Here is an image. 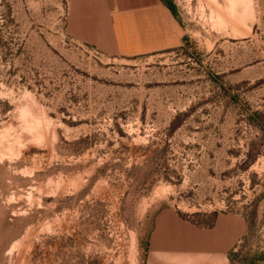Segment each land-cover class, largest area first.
I'll list each match as a JSON object with an SVG mask.
<instances>
[{
	"label": "rangeland",
	"instance_id": "rangeland-1",
	"mask_svg": "<svg viewBox=\"0 0 264 264\" xmlns=\"http://www.w3.org/2000/svg\"><path fill=\"white\" fill-rule=\"evenodd\" d=\"M171 1L183 43L123 57L0 0V264H145L173 220L264 264V0Z\"/></svg>",
	"mask_w": 264,
	"mask_h": 264
},
{
	"label": "crops",
	"instance_id": "crops-1",
	"mask_svg": "<svg viewBox=\"0 0 264 264\" xmlns=\"http://www.w3.org/2000/svg\"><path fill=\"white\" fill-rule=\"evenodd\" d=\"M68 30L82 43L123 57L175 49L185 36L171 0H71ZM172 223L151 232L145 264H231V250L247 233L228 223L215 229Z\"/></svg>",
	"mask_w": 264,
	"mask_h": 264
}]
</instances>
